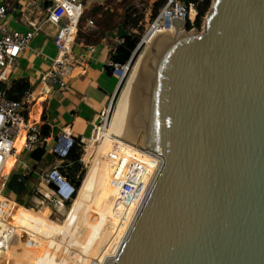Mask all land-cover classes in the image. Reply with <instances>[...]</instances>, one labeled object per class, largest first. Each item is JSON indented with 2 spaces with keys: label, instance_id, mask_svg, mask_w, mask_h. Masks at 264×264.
<instances>
[{
  "label": "water",
  "instance_id": "water-1",
  "mask_svg": "<svg viewBox=\"0 0 264 264\" xmlns=\"http://www.w3.org/2000/svg\"><path fill=\"white\" fill-rule=\"evenodd\" d=\"M170 21L144 45L113 125L162 162L103 264H264V0H210L200 29ZM26 180L11 171L6 186L19 195Z\"/></svg>",
  "mask_w": 264,
  "mask_h": 264
},
{
  "label": "built area",
  "instance_id": "built-area-1",
  "mask_svg": "<svg viewBox=\"0 0 264 264\" xmlns=\"http://www.w3.org/2000/svg\"><path fill=\"white\" fill-rule=\"evenodd\" d=\"M84 1L85 0H50L47 6L45 20L55 25V33L53 36L55 55L53 56L50 66L40 74V80L46 86L60 80L62 76L69 75L73 68L81 67L80 59L72 52L71 47L75 42L77 27L83 15ZM7 8L8 4L1 1L0 82H5L7 80L12 60L27 45L33 32L32 29L36 27L32 24V29H26L24 31L10 28L3 20ZM171 17L179 18L184 21L186 19L191 21V3L185 5L182 0H166L161 5L157 14L149 21L143 33L138 38V41L142 42L144 37L148 36V33L152 35L151 33L155 30L157 31L171 26ZM84 21L85 25H90L92 23V19L88 17L85 18ZM119 40L120 37H117L116 41ZM109 64L111 71L118 77L120 82L127 68L126 62L118 63L110 61ZM30 102L29 92L21 99H13L6 97L3 90L0 89V166L7 154H12L14 158L22 149L31 150L42 137L40 135V123L33 119L28 120L27 118V110ZM106 112L107 108L101 115V124L104 123ZM101 124H96L94 129L97 131ZM18 137L21 138L19 149L15 150L14 144ZM73 141L74 138L71 136L70 130L68 129H63L55 137L50 152L55 156L56 160L53 159L48 168L38 172V183L35 190L36 196L34 195L38 203H51L57 208H60L67 202L69 196H71L72 193L74 194L76 189H73L74 186H77L75 184V180L77 179L68 178L58 167L61 165L64 159L63 157L68 152ZM104 155L106 159L111 161L106 180L114 190L113 194H110V210L128 205L130 202H134V210L136 208L139 210L159 170L162 162L161 157L146 149H132L126 147L118 141L114 142L112 147L110 146ZM11 171L10 168L3 178L0 179V196L8 201L14 202L10 196L2 193V189ZM30 171L31 169L27 167L25 172L28 173ZM50 184H52V186ZM4 208L5 203L1 201L0 252L5 248L9 241L10 233L12 232L11 224L7 222L10 221V218H6ZM117 216L119 217V214H117ZM112 223L114 224L117 222L113 221ZM125 235L122 234L121 237L124 238ZM107 236H109L108 230L103 235V241ZM115 252L116 250L114 253ZM103 262L101 263V261L95 257L87 264H103Z\"/></svg>",
  "mask_w": 264,
  "mask_h": 264
},
{
  "label": "crops",
  "instance_id": "crops-1",
  "mask_svg": "<svg viewBox=\"0 0 264 264\" xmlns=\"http://www.w3.org/2000/svg\"><path fill=\"white\" fill-rule=\"evenodd\" d=\"M1 1L8 4L3 20L10 28L24 31L32 29V24L36 26L32 29L33 32L27 45L12 60L7 80L19 76L26 77L32 85L29 91L31 102L35 101L37 90L38 94H41L42 104L32 119L38 121L40 125L45 123L48 127V133L41 135V139L37 142V145L44 143L45 151L32 166H28L31 169L30 172H25L27 167L22 169L27 176H31L37 187L38 172L46 169V167L40 168L39 164L46 162L50 166L52 160H56L50 151L57 134L63 129H68L74 140L75 138L80 141L86 140L112 100L119 80L107 66L111 61V49L119 36L107 28L104 23L99 24L98 22L90 28L77 27L75 42L72 44L75 49L72 50L71 47V50L79 57L81 67L73 68L69 75L62 76L60 80L46 86L40 80V74L50 66L55 55L53 43L55 25L45 20L50 0ZM16 161L15 156L12 165H15ZM27 180L30 179L27 177ZM27 180L24 187L32 188L27 185ZM29 198L38 203L34 194ZM5 204H7L6 218L10 213L14 214V221L11 225L13 234L36 236L43 229L48 238V232L63 222L55 223L49 220L45 210L38 212L32 208L26 209L20 205L21 203L11 201ZM47 204L51 205L43 204L44 209H47ZM25 246H15L8 241L5 248L21 256L20 250Z\"/></svg>",
  "mask_w": 264,
  "mask_h": 264
},
{
  "label": "rangeland",
  "instance_id": "rangeland-1",
  "mask_svg": "<svg viewBox=\"0 0 264 264\" xmlns=\"http://www.w3.org/2000/svg\"><path fill=\"white\" fill-rule=\"evenodd\" d=\"M94 2H103L105 4H109L111 5V7L115 8L116 12H119L122 8L125 7L127 2L133 3L134 6L140 8L142 6H147L150 0H86L84 3L85 9L83 11V15L81 17L80 23L78 24V28H80V26L90 28L94 24H98L99 22V24L104 23L107 28H109L111 31H113V33H115L116 26L113 22H115L116 16H113L111 20L109 19L105 20L102 17H100L97 13H91L89 9ZM194 15H195V8L191 4V16H192L191 21L193 20ZM203 15L201 16L199 27H197L199 29L202 26ZM87 17L92 19V23L90 25L84 24L85 22L84 20ZM188 28L190 27H187V29ZM141 46L142 45H140L136 49V52L134 54L135 57L136 55L139 54ZM74 49L75 48L73 46L72 50ZM131 64L132 63H130V65ZM128 67L129 66H127L122 78L120 79L116 93L112 98L109 108L107 109L106 117H105L106 120H104L105 121L104 123H106L109 120L113 112L116 97L119 94L120 88L126 82V79L128 80L129 78L126 77V75L128 74L127 73ZM114 121L115 120H113L112 124L114 123ZM101 122L102 120L100 119L97 122V124H101ZM104 123L101 124L99 127L101 128L104 125ZM99 127L97 131L94 129L91 135L86 140L81 141L82 146L80 153L78 154L79 155L78 160L80 162L79 165L80 178L78 179L79 182L77 186H74L73 189V190L79 189L78 192L76 191L77 198L74 199L75 196L73 197L72 196L73 193H72L71 196H69V198L67 199V202L64 203L60 207V209H58L56 206H54L51 203H49L51 205L47 204L48 205L46 207L47 209H44L45 208V206L43 205L44 203H35L31 198L27 197V193H24L23 195L20 194L16 195L5 184L4 188L2 189L3 194L10 196L14 200V202L18 204L21 203L22 198L25 199L26 204H20V205L24 206L26 209L32 208L33 210L38 212L45 210L47 212L46 214L48 216V219L55 223H59L63 221L62 223H65L68 226L67 227L68 236L60 234L58 237H56V239L51 238L52 239L51 240L46 238L47 241L46 239H44L42 242L41 239L31 236L30 234L14 233L10 240L11 243L15 246L26 245L25 248H27V254H25L24 257L18 256L7 251L6 249L5 250L3 249L4 251L2 250L0 252V264H35V263L36 264H85L86 261L89 259L91 253L93 254L97 249L101 247L104 248L106 245V250H107L109 248H112L113 245H117L111 234L115 232L114 226L116 225V223L113 224L108 218L109 216L108 210L110 209V204H109L110 194H113L114 192L113 188L109 185L108 181H106L108 176V169L110 168L111 161L106 159L104 155L105 152L108 150V148L110 146L112 147V144L116 141L112 139H108L105 135L102 136V138L98 137V131L100 130ZM88 151H95V154L97 155L99 153L98 156L99 158L97 160V165H96L97 172L95 174H96L97 182L94 185V195L85 213V209L83 205H80L79 201L81 200V196H82L81 191L83 187L86 186L88 183V179L91 175L92 166H93L92 163L89 162L88 158L85 156V153ZM29 152H30L29 149L20 150L19 153L16 155L17 161L15 165H12L13 160L6 159L4 161L3 167L0 172V179L3 178V176L7 173V171L10 168L12 169V171L19 172L22 171V169H24L25 167L32 166V164L36 162V159L32 158L29 155ZM48 166L49 165L46 162L39 164L40 168H44V167L48 168ZM81 169H83L84 173L80 172ZM100 174L103 175V178H100ZM83 175H85L86 180L80 183V180L82 179ZM27 181H28L27 185H30L33 188L32 190L34 192L36 190V184L34 185L32 179ZM98 187L100 188V196L102 198L99 197L98 210L94 212V203H95L96 191ZM34 195L36 196V193ZM71 200L75 202L76 208L71 213H69L67 217H64L65 212L70 207ZM127 206L128 205H126V207ZM122 207H125V205ZM84 215L87 216L88 223H87V228L82 232V239H81L82 242L80 244V252L76 255V250L79 249L78 247L79 237H76L75 240L73 241L71 239V236L78 233L77 230L79 225H81L80 222H83L84 220ZM56 228L57 227H54L52 230ZM107 230L109 231V236L105 237L106 239L103 241L104 239L103 235ZM116 230H118V227Z\"/></svg>",
  "mask_w": 264,
  "mask_h": 264
},
{
  "label": "trees",
  "instance_id": "trees-1",
  "mask_svg": "<svg viewBox=\"0 0 264 264\" xmlns=\"http://www.w3.org/2000/svg\"><path fill=\"white\" fill-rule=\"evenodd\" d=\"M165 2V0H150L147 6H142L137 8L134 6L133 3L127 2L125 7L122 8L119 12H116L115 8L111 7L109 4H105L103 2H94L91 6L89 11L91 13H97L100 17L105 20H111L113 16H116L115 22H113L116 26L115 33L120 37V40L117 41L110 52V60L112 62H126L132 49L135 46V43H138V38L142 34L144 28L147 26L149 21L157 14L161 5ZM182 2L187 5L191 3L195 8V15L192 21L188 19L185 20V27L195 26L199 27L201 16L205 13L210 0H182ZM78 30V29H77ZM110 67V64L107 66ZM32 85L24 76H19L16 78H11L5 82H0V89L3 90V93L6 97L13 98V99H21L25 96ZM36 98L34 102H31L28 106L27 111V118L28 120H32L34 118L35 112H37L41 106V94H35ZM48 133V127L45 123L40 125V135ZM82 146V142L75 138L71 147L69 148L68 152L63 157V161L61 165H59V170L66 174L68 178L79 179V165L80 162L78 160V154L80 153ZM50 156V155H47ZM46 158V157H45ZM49 158V157H48ZM29 179H32L31 176H27ZM84 180V175L80 180L82 183ZM79 188V187H78ZM33 188L27 189L23 187L20 195L27 193V197L35 194L33 192ZM79 190V189H78ZM78 190L76 189L73 197L74 199L77 198ZM87 191V186H84L81 191V200L83 201L85 194ZM72 197V198H73ZM18 198V196H17ZM16 198V199H17ZM3 201L4 203H8V200L2 198L0 196V202ZM21 204H26L25 199L22 198ZM7 204H5V213L7 211ZM10 221H7L8 224L13 223L14 221V214L10 213L8 216Z\"/></svg>",
  "mask_w": 264,
  "mask_h": 264
},
{
  "label": "bare ground",
  "instance_id": "bare-ground-1",
  "mask_svg": "<svg viewBox=\"0 0 264 264\" xmlns=\"http://www.w3.org/2000/svg\"><path fill=\"white\" fill-rule=\"evenodd\" d=\"M155 33H156V30L154 32H152L151 34L153 35ZM150 36L151 35L148 33V36L147 37H144V40L141 42V45L142 46L140 47L141 49L139 51V54L136 55V57L134 55V58H135V59L133 58V61L134 62H132V64L128 67V72H127L128 74L126 75L127 78L130 76V74L133 71L132 68L134 69V66L136 65L137 61L141 57V55H142V53H143V51L145 49L144 45L145 44H148V42H149L148 40H149ZM138 43H139V41H138ZM126 81H127V79H126ZM124 84H123V86H124ZM122 87L120 88L119 94L116 97L114 109H113V112H112L109 120L106 123H104V125L101 128L99 127L100 130L98 131V137L102 138V136L105 135L108 139H112L114 141L121 142V144L125 145L126 147H129V148H132V149H135V148L138 149L139 147H137L135 144L130 143L129 141H127V139H130L132 137H130V136H128V135H126V134H124L122 132H119V131L113 129L114 123L112 124V122H113V120H115V117H116L117 106H118V102H119V99H120V96H121V92H122V89H123ZM35 94H38V90L35 92ZM20 140H21V138L18 137L17 138V141L14 144L15 145V150H18L19 149ZM99 152H100V149H99ZM96 153H97V151H96ZM85 156L88 158L89 162H91L92 165H93L92 166L91 175H90V177L88 179V183L86 185L87 186V191H86L85 197H84L83 201L82 200L79 201L80 202V205H83V207L85 209V213H86V211H87V209L89 207V203L91 202V199H92V197L94 195V185L97 182V178H96V174L95 173L97 172V170H96L97 169V166L96 165H97V160L99 158L98 157L99 156V153L97 155V154H95V151H88V152L85 153ZM6 159L13 160V155L12 154H7V156L4 159V161ZM4 161L2 162V164L0 166V172H1V169L3 167ZM100 178H103V175L102 174H100ZM85 180H86V178H85V175H84V180L83 181H85ZM99 197H101V196H100V188L98 187L97 188V191H96V198H95V203H94V212L98 210ZM133 204H134V202H130L127 207L125 205V207H122L121 206L120 208H117V209H113V210H110L109 209L108 210L109 211L108 212V215H109L108 218L110 219V221H112V222L113 221H116L117 222L116 225L118 227V230H116L117 227L115 225L114 226L115 232L111 233L112 236H113V239L117 243V245H113L112 248H109L107 250H106V245H105L104 248L101 247V248L97 249L95 251L96 254H95V252L93 254L91 253V255L89 256V259L86 261L85 264H87L88 262H90L91 260H93V258H95V257H97L98 260L101 261V263H102L105 260L103 258H106L108 254H112V253L114 254V251L116 250L119 242L123 239V237H121V235L122 234L125 235L127 233V231H128V229H129V227L131 225V222H132L134 216H136L135 214L137 213V210L138 209L136 208L134 210ZM75 208H76V204H75L74 201L71 200L70 207L65 212V217H67L69 215V213H71ZM85 213H83V214H85ZM117 214H119V217L117 216ZM116 216H117V218H116ZM87 223H88L87 216L84 215V220H83V222H80L81 225H79V227H78V230H77L78 233H76L75 235H72L71 236V239L73 241L75 240L76 237H79V239H78V242H79V246L78 247H79V249L76 250V255L80 252V244L82 242L81 241V239H82V232L87 228ZM67 227L68 226L65 223L59 224L56 229L50 230L48 232V234H49L48 235V238H47V233L46 232H43V229H42L34 237H37L38 239L43 240V239H46V238L47 239H51V238L52 239H56V237H58L60 234L61 235L68 236ZM12 236H13V232L10 233L9 241L11 240V237ZM119 237H120V239H119ZM47 239H46V241H47ZM5 249L6 248H4V250ZM20 251H21V256H23V257H24L25 254H27V248H21ZM31 251H32V249H31ZM90 257H92V258H90Z\"/></svg>",
  "mask_w": 264,
  "mask_h": 264
}]
</instances>
